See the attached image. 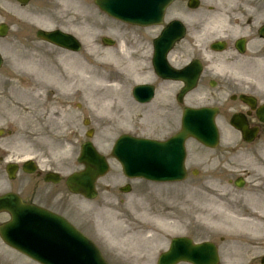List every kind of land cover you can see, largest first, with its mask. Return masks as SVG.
Returning a JSON list of instances; mask_svg holds the SVG:
<instances>
[{"label": "rangeland", "instance_id": "obj_1", "mask_svg": "<svg viewBox=\"0 0 264 264\" xmlns=\"http://www.w3.org/2000/svg\"><path fill=\"white\" fill-rule=\"evenodd\" d=\"M88 20L89 21L86 26L90 27L89 29L91 34L86 32V36L90 38V40L87 42L83 41L84 43L82 46V50L80 51L79 54L67 55V57H64V55L66 54L61 53L59 51H55L52 48H48L47 50L44 48L45 47L44 46L43 47L44 49L43 48L42 49L47 51L50 56L49 59L47 60H43L40 58L43 61H49L47 63H42V64L47 68V73H53L56 71L57 74H59L58 72H61L60 70L61 62H59L60 58L63 60V64L70 71L75 70L72 64L81 62L74 60H82L88 66L90 64V74L91 72L95 73V71L96 72L99 71L102 74L109 75L108 77H106L108 79L111 77H115L116 80L118 81V85L110 88L115 92L113 95L110 96V98L106 97L108 94H102L101 92L98 91V93L101 95L102 98L105 97V99L100 103L98 107L91 106V102L95 101L91 93L92 89L94 88H90V86H88V82L85 85L82 95L80 94L78 96H75L73 94L74 97L68 96V98L71 100L73 105H75V103H78L81 104L83 108L80 111L75 110L74 112L71 113L67 111V115L65 117L63 126L57 127L54 122L49 124L48 129H52L53 130L52 132L58 133L60 131L64 134L63 139L60 140H56L58 138H55L54 133L52 132H48L49 136H45L44 139L38 141L30 140L28 137L25 138L23 136V133L20 131L21 129L19 128L20 122H22L21 119L26 117L22 115V113L28 112V115L29 114L30 115L28 116L27 120H31L34 117L33 116L34 111H32L33 108L29 106L32 105L35 106L43 101L42 95H39L36 99H33L28 94V91L27 92L20 91L23 90L20 88V86L24 85L20 82L22 79H25V76L24 74H21L20 72L16 71L13 61L14 55H17L18 57H24L27 55L28 56L36 55L37 57H39L37 51H34L35 50L34 43H36V40L27 39V37L30 36L33 38L36 26L35 25L32 26L27 23L20 22L19 20L17 21L14 20L13 23L10 21L14 27L16 26L15 29L20 28L18 30L19 34H20V30H22V33L20 35H17V30H15V34L12 32L7 41H1L2 39H0V54L4 57V64L0 69V109L6 110L3 111L4 114L3 118H5V120L0 123L2 126L9 125L13 129V134L9 138V141H11V144H13L16 147V151L12 153V158L20 159L23 158L24 156L36 155L37 158L42 157L41 158L42 160L43 158H46V160L48 161H55L56 163H54V166L56 164L58 166L65 165L72 168L71 170L77 169L78 166L77 163L75 162V158L78 153L79 141L81 139L79 134L81 133V128H82L80 121H78V118H82V117L90 118V122H91L90 126L95 131V135L92 142L94 143L96 148L100 151V153L104 154L105 156H109L108 151L112 145V142L119 134L116 129V127L120 126L118 125V123H123L125 124V126H127L126 130H124L125 132H127V130H129L130 125H132V122H129V120L131 119L130 116L134 115L135 110H134V105L131 103V101L128 98V91L130 87L129 85L134 84L133 83L134 75L127 68L126 60L128 57L126 56V54H121L120 55L121 58H120L116 56V53L118 51L116 50L115 47L103 49V47L99 44V38L102 35L103 36L111 35L110 37L115 38L114 35L116 29L115 24L113 22H106V27H102L99 24V17L93 13L90 14ZM74 25L82 29L83 23L81 21L77 23V17H76L74 21ZM24 37H26L25 40ZM16 43H18L19 45H16ZM58 56H60V58L58 59L56 64L54 58ZM113 61L117 62V64H113ZM113 66L116 67L115 71L113 69ZM22 72H26V71H22ZM38 77L39 74H35L33 76V79H38ZM14 79L17 82L16 81L13 82ZM28 85L31 84L28 82ZM35 86L38 87L37 84ZM108 86L109 84H105V87ZM35 93L37 94V92ZM61 95L62 94L57 93L55 94V98L58 100V98H60ZM52 101L55 102L54 100ZM12 103L14 104L15 107L12 106ZM101 104L107 105V108H105V110H102ZM109 104L111 105L109 106ZM143 109L144 108H139L138 110L139 112H141ZM7 117L8 119H6ZM72 130H76V132L68 136L67 132ZM146 133L151 134L152 130L146 131ZM50 138H55L56 143H54L55 140H49ZM44 149L52 152L44 153L43 152ZM109 162H110L109 173L104 177V180L100 182L98 186V189H101V191H103L106 187H109V190H107L106 193L107 196L101 193L99 194V197L96 200L90 202V204L88 201H84L79 197H74V199H72V202L74 204L73 211L70 217L78 228L88 233L93 238V240L98 244V246H100L102 251L103 252L105 251L107 257L108 254L111 252V249L109 247L110 244L118 245L117 243H114L115 240L114 238L120 237L122 235L120 226L117 227L115 221L116 218L122 217L128 220L131 219L133 223L137 224L134 221L133 216L129 214L131 213V209H130L131 206H129V204L133 200H129L120 207L116 203H112V205H114L113 206L114 209L110 208L111 211L108 210L107 214L98 213L99 205L102 203V196L109 198L111 192L112 194L115 193L117 182L125 181L121 177L119 168L112 161ZM22 178L25 179V177H22L21 175L18 176L16 180H18L19 182L18 181L17 182L18 183L23 182ZM2 180L4 181V176L3 174H0V194L9 189L17 188L16 184L14 183L15 181L11 183L6 181V183L3 184ZM111 182H113V187L112 185L107 184ZM135 185H136L135 188L141 189L143 187L142 185H139V183H136ZM177 187L179 186H176L174 188ZM189 187L190 185H187V188ZM154 188L157 189L158 187H154ZM157 210H159V208ZM6 219H7L6 215L0 214V222L5 221ZM217 223L218 224L216 225L220 229H222V227H225L224 221H219ZM135 224L133 225L135 226ZM204 225L200 226V229L212 228V226L210 227L208 224L204 223ZM148 227H150V225H148ZM215 239L218 241V238ZM224 239L225 241H227L226 235H224ZM164 242L165 239L160 244L153 246L152 249L154 250V252L160 251V246H163L161 244L162 243L164 244ZM221 245H223V249L220 248L221 264H226L224 257H227V255L229 254V248L226 247L224 244ZM0 248H1L0 264H34L27 259L25 260L24 258L23 259L20 258V256L18 255L17 256L11 255V251H9L4 246H2L1 243H0Z\"/></svg>", "mask_w": 264, "mask_h": 264}, {"label": "flooded vegetation", "instance_id": "obj_2", "mask_svg": "<svg viewBox=\"0 0 264 264\" xmlns=\"http://www.w3.org/2000/svg\"><path fill=\"white\" fill-rule=\"evenodd\" d=\"M178 4L166 11V17L171 19L176 18L174 13H186L187 2L186 0L177 2ZM215 4L219 5V9L215 13H227L228 22L226 25L229 28L237 29L238 32L248 31L244 36H237L236 32L228 31L227 33L217 36L219 39H226V47L234 55H239L235 46L236 39L244 38L241 44L245 47L244 53L249 52L254 54L261 53V46L258 45L259 38L255 33V26L258 21H264V0H215ZM173 12V13H170ZM167 22V23H168ZM165 21L161 22L158 26H153L145 33L137 31L135 37L138 40L151 43L160 31L167 24ZM188 35V32H187ZM192 52H196L198 49L196 45L189 48ZM253 54V55H254ZM252 55V56H253ZM177 60V59H176ZM219 87V86H214ZM214 87H211V75H203L199 80L197 87L198 94H209L211 98H215L216 93H212ZM228 92V100L226 103L228 110V118L223 119L227 121V124H232L235 119L237 121L244 122V133L241 134L238 131L228 134L225 143L220 144L216 150L212 151V154L205 159L199 160L201 168L209 167L215 173L227 174V173H239L244 174L241 180H247L252 176V172L249 169L258 171L262 176L260 177L261 197L255 199V203L258 207L264 209V91L259 87H249V84L234 83L229 86H221ZM243 95V99L240 96ZM207 99H209L207 97ZM203 104H207L204 102ZM220 105L219 103L216 105ZM215 106V107H216ZM220 110V107H218ZM263 119V120H262ZM239 178L232 177L227 184L231 186L228 188L229 195L240 196L242 192L240 190L254 191L255 187H248L244 181H234ZM206 184V183H202ZM207 185V184H206ZM236 185H242L241 188ZM253 185V184H252ZM53 197L50 194L43 195V200L48 202ZM230 201H234L232 197ZM238 202V201H236ZM48 204V203H43ZM232 204V203H231ZM232 215L235 214L237 218H245L258 224L259 228L247 226L243 229L233 230L232 235L235 239L232 240L231 250L237 254H245L246 261H242L243 264H264V211L260 214L259 209L254 210L256 213H248L247 207H241L237 205L231 210ZM246 212V213H245ZM259 212V213H257ZM193 235L187 237L190 238L192 243H198L197 231L191 232ZM259 238V241H253Z\"/></svg>", "mask_w": 264, "mask_h": 264}, {"label": "water", "instance_id": "obj_3", "mask_svg": "<svg viewBox=\"0 0 264 264\" xmlns=\"http://www.w3.org/2000/svg\"><path fill=\"white\" fill-rule=\"evenodd\" d=\"M43 37L47 38L46 35H44ZM56 39H58L59 41L64 40L63 38L60 40L58 37H56ZM61 42L68 43L69 41L66 40V41H61ZM88 150L90 151V156H91V157L89 156V158L95 159L96 156L93 153V151L91 149H88ZM168 166L170 167V171L167 172L168 175L166 176V178L172 179V180L179 179L180 177H176V173H178V164H176L174 167L169 161ZM96 174H97L96 168L94 167L88 168L85 173L76 176L75 186L83 187L84 190H86V192H89L92 189V179ZM0 209H5L9 211L11 218L13 220L15 219V216L18 215V211L21 210L19 206L16 203H14L13 200L9 197H4L0 199ZM6 231L7 230H2V233L4 234ZM77 252H78L79 257L75 256V258L72 260L73 264H88L87 263L88 261L92 262L91 264H95V263L101 264L99 260L100 259L99 254L95 250H93L90 246L87 247L86 249L80 246ZM58 253L60 255V259L62 263L64 264L67 263V260L72 259L70 252L60 250ZM164 259L165 258H162V260Z\"/></svg>", "mask_w": 264, "mask_h": 264}, {"label": "bare ground", "instance_id": "obj_4", "mask_svg": "<svg viewBox=\"0 0 264 264\" xmlns=\"http://www.w3.org/2000/svg\"><path fill=\"white\" fill-rule=\"evenodd\" d=\"M13 61H14V66H15V69L17 72H22V71H38L39 69V66H40V62H39V59L37 56L35 55H31V56H27V57H18L17 55H14L13 56ZM114 64H117L115 61H113ZM129 66H131L130 62L128 63ZM74 66L78 69H80V66H78L77 64H74ZM114 69H116V67L114 66ZM54 79V78H53ZM89 80L91 82V86L92 87H96V88H100L99 91L100 92H105L107 91L108 89L106 88H103L104 85L106 83H109L111 78L110 79H106V77L100 73V72H95V73H92L90 74V77H89ZM118 82H115V79H112L111 80V84L109 86H115ZM59 86H61V84H59ZM21 89H23L24 87L20 86ZM31 89L30 90H33L32 87H30ZM17 90V89H15ZM21 92H23V90H20ZM94 95H98L97 92L94 93ZM95 101H92V106L93 107H98L100 105V102H96L98 101L97 98H95ZM101 108L104 109V106L101 104ZM154 219H156L157 222H160L161 224H169L170 223V220L166 221V216L163 215V216H154L153 217ZM116 224H117V227L120 226V230L122 229H126V228H123V225H125V221L123 220H119L118 221V218H116ZM176 222V221H174ZM126 230H130V229H126ZM126 230H123V232H126ZM132 232H128L126 234H130Z\"/></svg>", "mask_w": 264, "mask_h": 264}]
</instances>
